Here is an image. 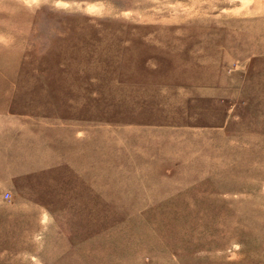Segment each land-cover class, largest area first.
<instances>
[{"label": "rangeland", "instance_id": "obj_1", "mask_svg": "<svg viewBox=\"0 0 264 264\" xmlns=\"http://www.w3.org/2000/svg\"><path fill=\"white\" fill-rule=\"evenodd\" d=\"M0 264H264V0H0Z\"/></svg>", "mask_w": 264, "mask_h": 264}]
</instances>
